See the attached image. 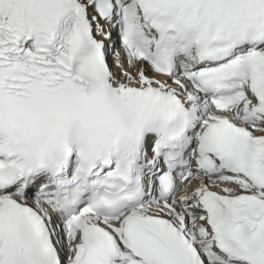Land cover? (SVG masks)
<instances>
[{
    "label": "snow or ice",
    "instance_id": "1",
    "mask_svg": "<svg viewBox=\"0 0 264 264\" xmlns=\"http://www.w3.org/2000/svg\"><path fill=\"white\" fill-rule=\"evenodd\" d=\"M0 264H264V0H0Z\"/></svg>",
    "mask_w": 264,
    "mask_h": 264
}]
</instances>
